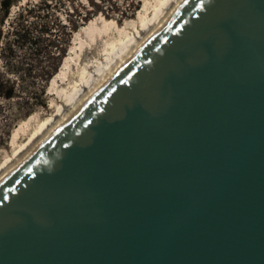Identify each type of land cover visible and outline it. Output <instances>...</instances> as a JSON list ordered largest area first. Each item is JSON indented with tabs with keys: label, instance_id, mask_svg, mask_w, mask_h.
<instances>
[{
	"label": "water",
	"instance_id": "water-1",
	"mask_svg": "<svg viewBox=\"0 0 264 264\" xmlns=\"http://www.w3.org/2000/svg\"><path fill=\"white\" fill-rule=\"evenodd\" d=\"M0 264H264V0H183L0 179Z\"/></svg>",
	"mask_w": 264,
	"mask_h": 264
},
{
	"label": "rangeland",
	"instance_id": "rangeland-1",
	"mask_svg": "<svg viewBox=\"0 0 264 264\" xmlns=\"http://www.w3.org/2000/svg\"><path fill=\"white\" fill-rule=\"evenodd\" d=\"M29 1L31 0H19L10 7L9 16L4 20L2 30L7 29L14 15ZM76 1L87 7L85 0ZM112 1L115 2L118 8L116 12L108 17L103 14L92 16L86 22L83 21L76 30L71 29L68 21L71 12L70 7L67 5L56 9L55 18L53 17L55 24L51 33L56 46L52 47L51 57L44 62L47 67L43 78L36 74L35 76L38 77H35V79L15 78L9 68L0 61V167L21 151L24 143H27L35 133L34 126H30L29 129L24 128V134L14 144L17 131L30 122L31 116H37L38 121L42 124L58 112L62 100L54 92L55 85L60 81L61 75L72 56L79 50V42L88 31L113 28L109 40L104 44L107 48L109 47V53L113 52L121 46L120 44L128 42L130 35H136V31L144 28L146 21L153 15V9L158 7L159 1L168 3L171 0ZM137 3L138 7L135 8ZM79 10L77 17L84 9L80 7ZM1 16L2 11H0V18ZM98 23L102 24L95 25ZM81 30L82 32L79 33ZM113 46H116V48ZM17 54V60L26 63L20 66L29 68L28 70L32 68L33 74L35 61L31 59L35 56L34 50L32 52L29 48H23L19 49Z\"/></svg>",
	"mask_w": 264,
	"mask_h": 264
},
{
	"label": "bare ground",
	"instance_id": "bare-ground-1",
	"mask_svg": "<svg viewBox=\"0 0 264 264\" xmlns=\"http://www.w3.org/2000/svg\"><path fill=\"white\" fill-rule=\"evenodd\" d=\"M182 1L171 0L168 3L159 1L158 7L152 8L153 15L146 21L144 28L136 31V35H130L128 42L120 44L119 48L113 46L116 49H112L114 51L110 53L108 52L109 47L107 48L104 44L109 40L108 38L113 29L111 28L112 26L110 27L111 29L108 28L109 30L95 29L88 31L79 42V50L72 56L61 75L60 81L55 85L54 92L62 100V104L57 110L58 112L42 124L38 121L39 118L37 119V116H31L30 122L17 131L14 144L24 134V128L29 129L30 126H34L35 133L27 143H24L21 151L2 164L0 167V179L16 167L111 77L137 48L163 24Z\"/></svg>",
	"mask_w": 264,
	"mask_h": 264
},
{
	"label": "trees",
	"instance_id": "trees-1",
	"mask_svg": "<svg viewBox=\"0 0 264 264\" xmlns=\"http://www.w3.org/2000/svg\"><path fill=\"white\" fill-rule=\"evenodd\" d=\"M19 0H0V61H2L15 75V78L35 79L43 78L47 67L46 60L51 57L55 47V41L52 39V29L55 24L56 9L69 6L68 21L72 30H76L83 21L89 20L92 16L103 14L108 17L118 10L115 2L112 0H85L87 7L76 0H31L26 3L11 19L6 30H2L4 20L9 16L10 7ZM84 9L79 16V9ZM138 7V3L135 8ZM74 16H76L74 18ZM99 20V19H96ZM98 23L95 25H99ZM104 26V25H102ZM82 30L79 32L81 33ZM78 33V34H79ZM29 48L34 50L35 68L32 74V68H25L23 61L17 60L18 50ZM34 59V60H33ZM38 75V76H35Z\"/></svg>",
	"mask_w": 264,
	"mask_h": 264
}]
</instances>
